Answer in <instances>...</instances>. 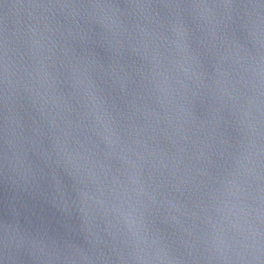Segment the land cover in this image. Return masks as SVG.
Listing matches in <instances>:
<instances>
[{
  "label": "water",
  "instance_id": "obj_1",
  "mask_svg": "<svg viewBox=\"0 0 264 264\" xmlns=\"http://www.w3.org/2000/svg\"><path fill=\"white\" fill-rule=\"evenodd\" d=\"M0 264H264V0H0Z\"/></svg>",
  "mask_w": 264,
  "mask_h": 264
}]
</instances>
